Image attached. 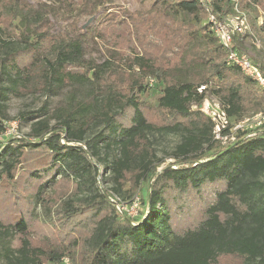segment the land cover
<instances>
[{
    "label": "trees",
    "instance_id": "1",
    "mask_svg": "<svg viewBox=\"0 0 264 264\" xmlns=\"http://www.w3.org/2000/svg\"><path fill=\"white\" fill-rule=\"evenodd\" d=\"M52 2L0 0V135L6 132L9 90L25 89L26 81L47 93L71 84L53 124L37 119L28 133L0 141V189L27 179L32 185L25 209L11 214L0 208V264H59L64 255L72 264H264V126L222 145L213 139L210 119L191 108L206 94L198 87L211 83L209 92L239 120L264 110V90L239 67L226 65V51L198 0H154L152 11H139L137 19L121 10L126 17L117 25L135 34L143 50L133 44L125 59L107 50L101 61L86 56L85 42H107L101 28L119 16L104 15L115 8L112 0ZM211 2L217 13L236 6L250 15L258 43L250 47L264 72V0ZM101 10L99 28L76 25L79 17ZM51 18L68 19L65 30H54ZM129 20L137 21L128 26ZM148 24L172 30L168 42L177 49L171 57H156L141 41L139 31ZM234 41L249 52L243 36ZM148 88L160 91L155 104L142 99ZM161 114L166 119L158 120ZM169 133L179 139L165 163L155 136ZM138 194L147 207L141 217L108 201ZM36 221H58L74 232L35 244L30 223ZM77 226L83 233L75 237ZM222 256L238 260L226 263Z\"/></svg>",
    "mask_w": 264,
    "mask_h": 264
},
{
    "label": "rangeland",
    "instance_id": "2",
    "mask_svg": "<svg viewBox=\"0 0 264 264\" xmlns=\"http://www.w3.org/2000/svg\"><path fill=\"white\" fill-rule=\"evenodd\" d=\"M29 2L38 5L41 3H47V4H53L52 0H28ZM154 0H112L113 8L112 6H107L108 9H106V12L104 15L106 18H110L111 15H113L115 12L119 13L118 19L116 23H111L109 27L102 26L101 30H103L106 35L107 42L104 40H98L92 41L88 39L85 42V51L87 57H93L96 60H103L105 58V55H107V50L110 52L114 51L116 53L119 52L122 59H125L126 56L131 54V46L133 44L136 45L137 49H139L141 52L143 50L142 46L140 45V42L138 38L134 35L128 36L130 34L123 33L124 26L117 25L118 21L121 20L124 22V18L126 15L122 14L121 10H126L127 12L133 14V17L135 19L138 18L137 13L139 14V11L148 12L152 11V5ZM108 5V4H107ZM118 7H121L118 9ZM123 8V9H122ZM244 12V11H243ZM62 13V12H60ZM102 13L101 11H98L96 15L90 16V17H79L78 21L76 22L77 26H82L91 18L89 23L86 25L88 27H92L95 25V27H100V15ZM151 13V12H149ZM248 18V24H249V32L242 35L243 36V42L245 46H248L247 50L250 52V56L254 59L256 57V52L251 49L250 45H253L255 41L252 39V27L250 26L249 20L250 15L247 12H244ZM77 11L74 12L73 15H76ZM66 15V13H65ZM116 15V13H115ZM64 18V17H63ZM148 18H151V15H148ZM263 16H259L258 23L262 21ZM53 22V28L57 31H63L66 28V25L68 23V19H54L51 18ZM71 20V19H70ZM205 20V17H204ZM137 20L131 21L129 20V25H132V22H135ZM163 24L162 22H159ZM167 25V24H164ZM148 27L146 28L144 26L141 27V30L139 31V34H141V41L149 43L151 47L149 48L156 57L164 56L165 58L171 57L169 55V52L175 51L177 48L174 45H171L168 40H170L172 35V30L161 27L160 25H154L152 28L150 27V24L146 25ZM97 28V29H98ZM118 29V31L116 30ZM151 29V31H150ZM172 48V49H169ZM169 49V50H168ZM244 50V49H243ZM258 59V57H257ZM255 60V59H254ZM25 81V80H23ZM17 82L20 84L21 80H17ZM25 89L17 88L13 91H8L7 98L4 101V107L3 111L4 114L7 116V122L5 127V133L0 135V141L4 142L6 141L7 137L10 134H17V136L24 135L30 131L31 123L37 119H43L46 118L49 120L50 124H53L55 122L54 112L57 107L64 104V100L66 97V94L71 90V84H63L62 87L55 89L54 93H47L46 91H43L41 87H36L35 85L29 84L28 81ZM148 83H152L148 79ZM160 91L158 88H148L145 93L142 95V99L146 101L148 104H155L156 99L159 96ZM147 108V107H146ZM153 109H146V113L150 117H154L155 114L152 112ZM249 112L248 114H250ZM161 117V118H159ZM157 119L163 120L162 118L166 119L165 114H161ZM179 137L177 134H163V135H157L155 136V148L158 156L165 157V163H168L172 161V158L169 157V153L171 149L174 147L176 142L178 141ZM0 142V143H1ZM63 142V141H61ZM100 173L102 175L103 170L100 169ZM100 175V176H101ZM99 176V177H100ZM27 180H22L19 185H9L6 187H1L0 189V208L5 213H15V210L19 209V207L26 208V198L25 195H29V192H31L32 185H26ZM25 182V183H24ZM106 186H109V182H106ZM69 184L67 187H61L59 189L66 190L69 188ZM127 186V185H126ZM124 187V189H127V187ZM71 188V186H70ZM7 189V190H6ZM137 196L138 199H130L127 197L122 198L121 195L118 197V203L121 206H126L128 209L127 213L130 217L139 216L141 217L146 212V205L143 204L142 200L139 199L141 197L140 194ZM121 198V199H120ZM134 200V201H133ZM33 211L35 215L40 216V219H42V210L39 205L34 206ZM83 225V224H82ZM66 230V235L62 234L59 230ZM75 229V237H78L79 234L83 233V228L81 226L74 227ZM77 229V230H76ZM30 232H31V238L35 244H40L39 242L43 243L45 238H51L53 242L58 241V239H67L68 237L72 236L71 233H73V228H70L68 226H62L57 221L53 224H45L42 222H31L30 223ZM78 251V250H77ZM221 261L226 263H236L237 258L234 256H222Z\"/></svg>",
    "mask_w": 264,
    "mask_h": 264
},
{
    "label": "built area",
    "instance_id": "3",
    "mask_svg": "<svg viewBox=\"0 0 264 264\" xmlns=\"http://www.w3.org/2000/svg\"><path fill=\"white\" fill-rule=\"evenodd\" d=\"M198 2L206 12V24L226 51V65L239 67L257 88L264 90L263 70L249 55L250 53L238 49L234 41L235 36H242L250 30L246 14L238 10L236 6L232 13H217L212 9L211 0H198ZM255 44L258 46V43ZM149 81L153 83V79ZM210 86L211 83L198 87L199 92L206 90V94L199 103L193 102L191 108L200 110L210 119L213 139L222 145L229 144L236 141L240 133L249 135L255 133L260 126H264V110L250 113L239 120L231 119L227 113L226 105L218 96L209 92L208 87ZM118 200V197L108 196V201L115 205L119 211L129 213L126 206L119 205ZM59 264H72V262L68 256L64 255Z\"/></svg>",
    "mask_w": 264,
    "mask_h": 264
},
{
    "label": "water",
    "instance_id": "4",
    "mask_svg": "<svg viewBox=\"0 0 264 264\" xmlns=\"http://www.w3.org/2000/svg\"><path fill=\"white\" fill-rule=\"evenodd\" d=\"M90 20H91V18L87 21V23H85V24L83 25V27H85V26L89 23Z\"/></svg>",
    "mask_w": 264,
    "mask_h": 264
}]
</instances>
